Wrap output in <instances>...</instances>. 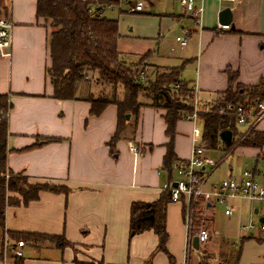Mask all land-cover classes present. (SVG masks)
Masks as SVG:
<instances>
[{
    "label": "crops",
    "instance_id": "1",
    "mask_svg": "<svg viewBox=\"0 0 264 264\" xmlns=\"http://www.w3.org/2000/svg\"><path fill=\"white\" fill-rule=\"evenodd\" d=\"M37 3L38 0H0V9L4 10L0 18L13 24L11 56L0 58V95H9L12 104L7 166L31 183L53 182L72 192L68 196L44 192L27 206L9 207L6 229L64 235L79 249L76 256L70 248L59 250L49 244L27 243L20 249L24 264H74L76 257L81 264H146L158 246V238L153 232H145L130 239V210L133 202L156 201L170 183L162 171L169 142L165 111L143 107L135 131L132 119L112 153L116 106H108L96 117L90 115L91 107L86 102L53 98L54 89L46 73L51 66V29L49 23L37 18ZM226 8L232 12L228 29L219 24V13ZM165 17L174 27L190 30L191 38L188 46L181 49L185 55L178 56L177 63L160 67L183 66L181 80L196 88L201 107L222 100L229 86L228 70L238 73L237 85H264V0H237L235 4L208 0L200 25L188 14ZM119 31L125 38L120 26ZM149 48L137 40L118 42V51L124 55L143 56L153 52ZM198 122L202 131V121L198 119L196 126ZM183 125V121L177 124L174 145L178 162L191 158L194 124L190 131ZM256 128L264 132V121ZM237 131L239 138L232 132L233 143L237 139L232 149L264 160V146L260 150L240 145L248 128L237 125ZM38 138L62 141L34 146ZM220 142L216 150H225V144L221 139ZM130 144L137 147L138 154L130 151ZM216 150L207 148L206 156L209 158L208 153ZM252 174L256 178L257 172ZM213 219L215 223V211ZM167 232V249L174 264H198L199 260L191 262V254L186 258L183 204L168 206ZM7 243L9 247L16 246L10 239ZM25 249L29 252L25 253ZM12 256L6 250L0 264H13ZM150 264L171 263L165 254L157 253Z\"/></svg>",
    "mask_w": 264,
    "mask_h": 264
},
{
    "label": "trees",
    "instance_id": "2",
    "mask_svg": "<svg viewBox=\"0 0 264 264\" xmlns=\"http://www.w3.org/2000/svg\"><path fill=\"white\" fill-rule=\"evenodd\" d=\"M90 6L91 2L83 0H38L37 18L49 23L51 29L48 38L51 66L46 73L54 89L53 98L59 101L86 102L91 107L90 115L96 117L108 106H116L117 131L110 141L112 153L132 119L136 122L133 128L135 131L143 107L164 110L169 142L166 145L162 171L171 182L174 176L173 166L178 162L174 150L177 124L193 112L194 87L181 80L183 66H144L146 61L154 58V52L138 56L136 61H128L118 51V42L122 39L118 22L99 18L95 12L90 11ZM3 13L4 10L0 9V16ZM147 69H151L149 73ZM141 72L145 73L144 81L139 78ZM228 76L229 86L222 100L210 106L209 111L201 107L199 114L202 138L212 150L219 148L220 134L223 131L230 130L237 138L240 136L236 115L233 112L222 115L219 113L221 108L264 102V85H237L238 73L228 70ZM11 109L9 95H0V260L4 257L7 239L16 244L10 246L12 249L17 247L18 242L24 245L47 242L59 250L70 248L75 252L76 244L68 241L64 235L23 233L6 229V211L9 207L27 206L38 201L44 192L65 196L72 192L67 186L53 182L31 183L26 176L16 174L8 168V118ZM127 115L130 116L129 120ZM61 141L57 138H38L34 146ZM236 142L237 139L231 147H224L225 151H230ZM240 145L261 150L264 146V132L252 129ZM171 203L170 193L164 191L154 202L137 201L131 205L130 239L145 232H153L158 238V246L146 264H150L157 253L165 254L171 264L175 262L167 249V211ZM200 221L196 211L192 236L196 235L194 230ZM240 254V251L228 250L220 255L218 264H239ZM12 259L13 264H24L23 257L12 256ZM74 264H81L77 257ZM198 264L208 263L199 258Z\"/></svg>",
    "mask_w": 264,
    "mask_h": 264
},
{
    "label": "built area",
    "instance_id": "3",
    "mask_svg": "<svg viewBox=\"0 0 264 264\" xmlns=\"http://www.w3.org/2000/svg\"><path fill=\"white\" fill-rule=\"evenodd\" d=\"M91 2L90 11L95 12L99 18L104 19L107 12H115L119 17L145 14L146 5H153L156 0H83ZM179 4L186 14L194 21L196 25L201 24V19L205 10V2L208 0H169ZM218 3L235 4L237 0H213ZM228 29V26H224ZM13 24L9 19L0 18V58H9L11 56V37ZM191 38V31L183 30V35L176 38L175 43L179 49H184L188 46ZM139 78L144 81L145 73L141 72ZM179 87V86H177ZM205 111H209L210 107H203ZM202 108L200 106L197 90L193 92V112L184 117L182 121H189L194 124L192 130V150L191 158L187 161L176 162L173 166L175 173L179 175V180L175 183L170 182L164 187V191H168L171 195L173 203L183 204L185 207L184 224L186 228V258L189 259L193 239L199 240V245L202 246L208 243L212 237V233L206 228H200L195 236H192L194 229V215L196 211L203 210L205 216L207 213L213 218L216 206L225 207V215L233 214V207L229 201L234 199H244L250 202L264 203V186L256 181L255 176L248 171H244L239 178H228L221 183L214 185L210 190L205 189L207 181L211 173L219 166L206 156L208 148L207 143L202 138V131L196 126L199 119V114ZM234 113L237 117V125L245 126L248 132L245 133L240 141H243L247 134L256 128L264 121V102H254L251 105H239L233 107L231 105L220 109L219 113L225 115ZM130 151L133 154H138V149L135 145L130 144ZM211 170V172H208ZM198 205V206H197ZM196 207H198L196 209ZM211 219L203 220L205 222L213 221ZM202 219L199 224H201ZM264 228V223H261ZM201 225V226H202ZM254 229V225L243 226L244 233H248ZM215 234V233H214ZM25 245L22 242L17 243L16 248L9 247L7 240L5 242V251L9 250L15 257H23V252L20 250Z\"/></svg>",
    "mask_w": 264,
    "mask_h": 264
},
{
    "label": "rangeland",
    "instance_id": "4",
    "mask_svg": "<svg viewBox=\"0 0 264 264\" xmlns=\"http://www.w3.org/2000/svg\"><path fill=\"white\" fill-rule=\"evenodd\" d=\"M153 5H146L144 15H130L119 17L115 12H107L106 17L110 20H116L119 23L122 34L125 38L121 39L124 42L137 40L145 44L146 47L154 52V58L146 61L143 65H153V62L159 66H172L176 62V58L180 55H185L175 43L177 37L183 35V30L180 26H173L172 22L166 19L165 16H181L186 14L182 7L169 0L156 1ZM3 16V14H1ZM132 32H129V30ZM127 36H129L127 38ZM132 37H136L133 38ZM147 49V48H146ZM128 61L138 60L136 55H125ZM151 69H147L149 73ZM187 131L192 130V123L183 121ZM201 122L197 123V127L201 129ZM234 152L233 154L231 152ZM209 158L219 166L211 173L205 189H209L212 185H217L228 179L230 175L235 179L241 177L244 171L257 172L256 181L264 186V160L253 156L243 154L241 150L232 149L225 151L223 149L210 151ZM211 172V170H208ZM179 175L174 174L173 180L178 181ZM229 204L233 207L231 216L225 215V207L216 206L215 208V223L214 219L203 210H198V216L202 219L201 224L195 228L197 233L200 228H206L212 233L210 241L202 246L198 252L191 248V262H196L199 258L203 259L204 263L218 264L220 255L227 253L228 250L240 251L239 264H264V228L260 220L264 218V203L250 202L244 199L230 200ZM258 209L259 213L255 214ZM211 222L203 220L211 219ZM254 225V229L248 233H244L243 226ZM202 225V226H201ZM215 231L218 235H215ZM44 244H48L45 242ZM75 255L79 254V249L76 247ZM29 250L25 249V253Z\"/></svg>",
    "mask_w": 264,
    "mask_h": 264
},
{
    "label": "water",
    "instance_id": "5",
    "mask_svg": "<svg viewBox=\"0 0 264 264\" xmlns=\"http://www.w3.org/2000/svg\"><path fill=\"white\" fill-rule=\"evenodd\" d=\"M219 24L224 27V26H230L232 24V12L229 8H226L222 10L219 13ZM130 119V116L127 115V120ZM220 139L221 141L225 144L226 147H231L233 144V133L230 130L223 131L220 134ZM176 183L174 184V187H176ZM256 214H258V210L255 211ZM261 223H264V218L260 220ZM192 247L194 250L198 251L200 248L199 245V240L197 237L193 239Z\"/></svg>",
    "mask_w": 264,
    "mask_h": 264
}]
</instances>
